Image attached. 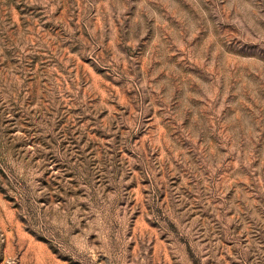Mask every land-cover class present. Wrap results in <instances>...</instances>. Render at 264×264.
<instances>
[{"label":"rangeland","instance_id":"obj_1","mask_svg":"<svg viewBox=\"0 0 264 264\" xmlns=\"http://www.w3.org/2000/svg\"><path fill=\"white\" fill-rule=\"evenodd\" d=\"M0 264H264V0H0Z\"/></svg>","mask_w":264,"mask_h":264}]
</instances>
